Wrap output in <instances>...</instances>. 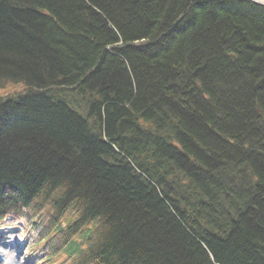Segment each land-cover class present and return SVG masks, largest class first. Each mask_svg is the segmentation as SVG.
Returning <instances> with one entry per match:
<instances>
[{"label":"trees","instance_id":"obj_1","mask_svg":"<svg viewBox=\"0 0 264 264\" xmlns=\"http://www.w3.org/2000/svg\"><path fill=\"white\" fill-rule=\"evenodd\" d=\"M7 217L43 264H264V6L0 0Z\"/></svg>","mask_w":264,"mask_h":264},{"label":"rangeland","instance_id":"obj_2","mask_svg":"<svg viewBox=\"0 0 264 264\" xmlns=\"http://www.w3.org/2000/svg\"><path fill=\"white\" fill-rule=\"evenodd\" d=\"M250 1L264 6V0ZM17 237L23 241L21 246L15 243ZM9 240L12 242H9ZM11 243L17 245V247L10 248ZM44 256L45 254L34 245L30 236L23 231L21 223H11L10 219H6L4 224H0V264L9 263L10 259L13 264H42L41 260Z\"/></svg>","mask_w":264,"mask_h":264},{"label":"bare ground","instance_id":"obj_3","mask_svg":"<svg viewBox=\"0 0 264 264\" xmlns=\"http://www.w3.org/2000/svg\"><path fill=\"white\" fill-rule=\"evenodd\" d=\"M3 231H4V230H3ZM9 242H11V240H9ZM9 242H7V243L9 244ZM7 243H6V244H7ZM2 245H3V244H2ZM14 247L16 248L17 246L14 245L13 243H11L10 248H14ZM6 261H7V260H6ZM9 261H10L9 263H12V262H13V261H11V259H10ZM9 263L6 262V264H9ZM12 264H13V263H12Z\"/></svg>","mask_w":264,"mask_h":264}]
</instances>
